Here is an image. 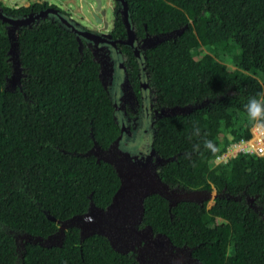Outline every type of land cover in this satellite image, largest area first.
I'll return each mask as SVG.
<instances>
[{"label":"trees","instance_id":"trees-1","mask_svg":"<svg viewBox=\"0 0 264 264\" xmlns=\"http://www.w3.org/2000/svg\"><path fill=\"white\" fill-rule=\"evenodd\" d=\"M125 2L138 32L171 34L146 51L154 103L187 105L154 122L160 177L181 191L221 193L171 206L152 193L139 225L191 248L202 264H264V154L233 149L253 137L252 126H264V114H250L253 101L264 109V0ZM0 7L13 18L54 7L69 21L49 13L16 28L13 84L0 18V264H140L136 252L117 251L99 233L81 238L66 221L91 202L105 207L120 185L114 165L89 153L107 150L120 132L98 63L75 31L100 22L83 13L86 25L46 0ZM113 7L118 34L121 2Z\"/></svg>","mask_w":264,"mask_h":264},{"label":"water","instance_id":"water-1","mask_svg":"<svg viewBox=\"0 0 264 264\" xmlns=\"http://www.w3.org/2000/svg\"><path fill=\"white\" fill-rule=\"evenodd\" d=\"M123 4V21L129 26L127 16V5L125 0H120ZM95 6L87 9L91 16H94V23L99 22L102 18L99 15L101 10V0H93ZM92 6V4H90ZM103 10H101L102 12ZM58 14L64 22L69 21L58 13V9L47 7L42 11L30 13L27 17L13 18L2 12L0 7V18L7 23V31L10 40L9 54L12 60L14 73L9 80L14 84L18 78L20 68L19 60L15 56L16 53V33L15 30L21 25H30L35 18L44 17L48 13ZM78 34L83 31L75 28ZM94 34L93 32H91ZM167 35V34H166ZM101 36L98 38L100 39ZM98 39V40H99ZM186 106H174L168 108L167 113H176L180 109H186ZM118 140H115L111 147L104 152H113L114 157H109L108 154L98 156L112 163L120 177V185L113 194L112 200L105 207L95 206L92 202L89 205V210L83 214L75 215L69 218V224H77L80 227V236L99 233L107 237L114 249L120 252L127 253L129 251L136 252V258L140 264L147 262L148 264H177L178 259L174 257L177 252H172L174 247L170 238L161 232L154 233L151 225L139 227L144 212V199L152 194L158 193L169 200V203H176L177 200L186 199L193 200L198 198L197 195H202L205 198H212L217 195L216 191H206L199 189H191L178 191L174 187L165 182L159 175L157 163L152 162L151 155L138 156L132 155L128 151H123L117 147ZM159 162V160H158ZM172 196H176L174 202ZM173 200V201H170ZM196 200V199H195ZM63 221L59 229L62 232L66 224ZM55 237V236H54ZM38 240L40 243L51 240L47 237L43 240L42 236H36L33 241ZM144 241L141 243V241ZM47 244V243H46ZM181 250V249H177Z\"/></svg>","mask_w":264,"mask_h":264},{"label":"flooded vegetation","instance_id":"flooded-vegetation-1","mask_svg":"<svg viewBox=\"0 0 264 264\" xmlns=\"http://www.w3.org/2000/svg\"><path fill=\"white\" fill-rule=\"evenodd\" d=\"M114 1L115 0H112V14L114 12ZM44 9L46 8L31 11L29 14ZM119 11L121 12L120 14L123 20L122 2ZM103 12L104 11L101 13L103 14ZM29 14L24 17H27ZM50 14L52 13L50 12ZM48 15L49 13L44 17ZM37 19L38 18H35L34 20ZM99 22L98 28L79 29L84 32L79 35V38L85 40V43L88 44L91 49L93 58L98 63L99 77L109 94L112 104L113 119L119 125V135L109 144L108 148L111 147V144L115 140H118L116 148L130 152L132 160L133 154H137L139 157L151 155L152 162H156L157 165H162L164 163L163 158L158 154L155 147L150 144L155 131V120L159 117L170 114L166 111L170 107H161L154 103L156 94L151 83V67L146 61V51L148 48L154 46L159 40L170 36L171 34H153L147 30L138 32L136 23L134 21L131 23L130 20L129 26L123 21L124 32L115 34L112 31L114 15L112 16L110 23L103 17ZM79 27L83 28L81 25H79ZM99 36H101L100 39L98 38ZM79 41L81 43V40ZM181 110L182 109H180V111ZM144 128L145 131L141 130ZM140 131L143 133L141 134L142 141L133 146L134 138L140 133ZM97 151L100 152L91 149L89 150V153L95 154L97 158L98 156L106 154H108L109 157L115 156L113 152H104V150ZM212 190L216 191L217 195L221 194L215 187L209 190V192ZM197 196L198 198H194V200H210V198H205L202 195ZM172 198L174 202H176V196H172ZM174 204L176 203H169L170 206ZM139 227L142 226L139 225ZM143 242L144 241L142 240L141 243ZM178 248L181 250H177ZM171 250L172 252H177V254L174 255V257L178 259L176 262L177 264H202L197 257L192 255V249L189 247H178L174 245ZM144 264L148 263L145 262Z\"/></svg>","mask_w":264,"mask_h":264},{"label":"rangeland","instance_id":"rangeland-1","mask_svg":"<svg viewBox=\"0 0 264 264\" xmlns=\"http://www.w3.org/2000/svg\"><path fill=\"white\" fill-rule=\"evenodd\" d=\"M24 0H3V2L13 5V4H22ZM48 2L54 3L64 9H66L69 13H72L74 18L77 20H81L84 24L92 26L85 18H83V13L86 14V17H88L89 12L87 11V7H89L90 4H93L91 0H46ZM81 7L80 10H78ZM101 9L104 11L102 14V17L107 21V22H111L112 20V0H101ZM81 15V16H80ZM145 131L144 129H141ZM252 131L255 133V136L253 137L252 141L255 142L253 147H258L259 145H262L260 143V141H264L262 139L264 136V126H262L261 124H256L254 126H252ZM141 134L142 131H140V133H138V135L134 138V145L141 143ZM262 138V139H260ZM133 140V139H132ZM131 143V141H130ZM257 145V146H256ZM264 146V145H263ZM230 153V152H229ZM260 154H264V151H260ZM227 156H229V154H227ZM223 159V158H222ZM213 199L210 198V200L208 201L211 202Z\"/></svg>","mask_w":264,"mask_h":264},{"label":"built area","instance_id":"built-area-1","mask_svg":"<svg viewBox=\"0 0 264 264\" xmlns=\"http://www.w3.org/2000/svg\"><path fill=\"white\" fill-rule=\"evenodd\" d=\"M254 133V132H253ZM255 136V133H254V135H253V137ZM253 137H252V139H253ZM262 138H264V136L262 137ZM262 138H260V139H262ZM252 139H250V140H248V141H240V142H237V143H235L234 144V147H233V149L236 147V146H238L239 147V149H243V150H251V149H253L255 152H257V153H259L260 151H264V141H260V143L262 144V145H259L258 147H253V145H254V143L255 142H253L252 141ZM262 140H264V139H262ZM257 146V145H256ZM232 150V149H231Z\"/></svg>","mask_w":264,"mask_h":264},{"label":"clouds","instance_id":"clouds-1","mask_svg":"<svg viewBox=\"0 0 264 264\" xmlns=\"http://www.w3.org/2000/svg\"><path fill=\"white\" fill-rule=\"evenodd\" d=\"M250 114L253 116V118H255L256 116L264 114V109H262L259 104L253 101L250 106Z\"/></svg>","mask_w":264,"mask_h":264},{"label":"crops","instance_id":"crops-1","mask_svg":"<svg viewBox=\"0 0 264 264\" xmlns=\"http://www.w3.org/2000/svg\"><path fill=\"white\" fill-rule=\"evenodd\" d=\"M31 1H33V0H24L22 3H24V4H28V3H30ZM81 9V7L78 9V10H80Z\"/></svg>","mask_w":264,"mask_h":264}]
</instances>
